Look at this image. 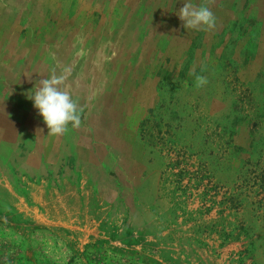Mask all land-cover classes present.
Returning a JSON list of instances; mask_svg holds the SVG:
<instances>
[{"label": "rangeland", "instance_id": "rangeland-1", "mask_svg": "<svg viewBox=\"0 0 264 264\" xmlns=\"http://www.w3.org/2000/svg\"><path fill=\"white\" fill-rule=\"evenodd\" d=\"M184 3L0 0V95L67 69L61 89L155 171L137 226L0 220V264H264V0H196L210 30L184 27Z\"/></svg>", "mask_w": 264, "mask_h": 264}, {"label": "crops", "instance_id": "crops-1", "mask_svg": "<svg viewBox=\"0 0 264 264\" xmlns=\"http://www.w3.org/2000/svg\"><path fill=\"white\" fill-rule=\"evenodd\" d=\"M34 92L24 85L19 97L0 95V220L23 231L91 226L93 239L137 226L138 211H151L138 192L152 186L153 163L125 149L119 129L97 122L88 102L76 100L79 127L48 135L28 98Z\"/></svg>", "mask_w": 264, "mask_h": 264}, {"label": "clouds", "instance_id": "clouds-1", "mask_svg": "<svg viewBox=\"0 0 264 264\" xmlns=\"http://www.w3.org/2000/svg\"><path fill=\"white\" fill-rule=\"evenodd\" d=\"M178 15L186 29L210 30L216 25V17L211 8L205 3H196V0H185ZM67 71L64 69L59 75L53 72L51 76L42 79L35 92L28 97L47 126L48 135H60L68 130L69 125L76 128L81 124V112L77 101L60 87ZM206 83V77L201 75L195 77L196 88Z\"/></svg>", "mask_w": 264, "mask_h": 264}]
</instances>
